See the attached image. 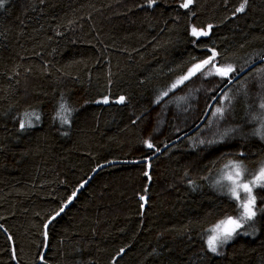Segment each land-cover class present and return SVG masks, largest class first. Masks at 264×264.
I'll use <instances>...</instances> for the list:
<instances>
[{
	"label": "trees",
	"instance_id": "obj_1",
	"mask_svg": "<svg viewBox=\"0 0 264 264\" xmlns=\"http://www.w3.org/2000/svg\"><path fill=\"white\" fill-rule=\"evenodd\" d=\"M181 2L5 0L0 225L8 235L0 228V264H38L50 216L98 166L112 161L126 163L99 171L49 226L42 264H264V211L219 255L206 244L209 229L241 213L236 200L212 188V178L229 161L249 170L264 162L257 129L264 112L253 113L264 63L228 88L223 120L212 116L218 99L194 134L150 165L128 163L151 158L202 121L219 91H211L218 76L198 72L155 101L210 56L208 49L239 73L264 58V0H248L241 13L235 9L243 0H194L187 9ZM208 25L207 36L191 35L192 26ZM120 96L124 103L116 102ZM105 97L107 104L96 103ZM62 103L71 110L68 124L57 118ZM32 112L39 121L31 117L34 126L21 130L20 121ZM225 128L236 131L222 143L207 142ZM148 139L155 149L145 146ZM253 192L256 208L264 209V188Z\"/></svg>",
	"mask_w": 264,
	"mask_h": 264
},
{
	"label": "snow or ice",
	"instance_id": "obj_2",
	"mask_svg": "<svg viewBox=\"0 0 264 264\" xmlns=\"http://www.w3.org/2000/svg\"><path fill=\"white\" fill-rule=\"evenodd\" d=\"M156 0H146L147 6L152 7L155 4ZM194 0H182L180 7L181 8H189L192 5ZM5 0H0V8L4 7ZM248 0H243V2L239 5L238 8L235 9L237 13H241L245 11ZM212 28V25H208L206 29H198L193 26L191 28V35L196 39L200 37L207 36ZM211 53L207 58L202 59L194 63L187 71L186 74L181 75L169 88L168 90L162 92L160 96L157 97L155 103L159 104L164 97L169 95V92L173 91L180 85L184 84L185 81L189 80L191 77L196 75L198 72L202 73L203 78H207L209 76H218L220 77V83L227 81L226 84H223V87H220V83L217 84L216 88L211 89V91H219L217 92V96H212L210 99L215 102L219 97L220 106L215 107L212 111L213 118L217 119V123L219 120H223L225 118V112L227 111V106L225 105V101L228 102V105L231 103V98L228 95V86L233 83L234 80L239 76V72H237L236 68L232 64H221L217 61L218 53L213 49H208ZM244 69L241 68L240 72H243ZM264 71V70H261ZM179 99L183 100L184 97H180ZM105 103L109 102L108 98L105 97L103 101H96V103ZM117 103H124L125 97L120 96L116 101ZM167 103V102H166ZM207 108H213V104H206ZM262 109H264V103L260 105ZM71 115V110L66 107L64 103L60 105V110L57 112V118L61 121L62 124H68L70 122L69 117ZM207 115V112L205 113ZM264 115V114H262ZM25 119L20 121L19 127L21 130L26 127H33V122L31 117H34L36 121H39L40 116L38 113H25ZM139 119V117H137ZM135 123V121H133ZM209 127H211V121L209 122ZM236 131L233 128H225L222 131L218 130L213 139H209L207 142L209 144L212 143H222L225 137H228L232 132ZM218 137V138H215ZM261 139H264V134H261ZM145 146L149 149H155V145L151 142L150 139L144 141ZM201 144H204V140H200ZM167 147V145H165ZM243 155V153H241ZM226 176L225 178L229 182L227 185L221 183V181H217V184L221 186V188H226V194L230 196L231 199L237 201V206L241 209V213L238 217L227 216L224 219L220 220L215 226L209 229L211 233L206 241L208 251L213 254L219 255L218 248L223 245L229 243V241L236 234L239 233V229L244 227V223L246 221H252L256 215L257 211H264V209L256 208V196L253 194L254 188L261 187L264 188V165H262L258 171V173L250 176L248 179H243L244 173L247 171L242 162L237 161H229L228 164L225 165ZM147 175V173H145ZM84 183H87L85 181ZM83 187V184L80 185ZM79 189L73 191L71 197L59 207L49 218V220L45 223V230L48 227V224L52 223L57 217L61 215L68 207V205L72 202V198L75 197L76 193ZM241 192L245 195L241 197ZM141 200L145 198L143 196L140 197ZM2 227V226H0ZM250 227H254V225H250ZM247 235V232L242 233ZM45 238H47V231L44 232ZM11 239V237H9ZM123 252V249H121ZM13 257L15 258V250H13ZM43 260V256L40 257Z\"/></svg>",
	"mask_w": 264,
	"mask_h": 264
},
{
	"label": "water",
	"instance_id": "obj_3",
	"mask_svg": "<svg viewBox=\"0 0 264 264\" xmlns=\"http://www.w3.org/2000/svg\"><path fill=\"white\" fill-rule=\"evenodd\" d=\"M193 27V26H192ZM262 63H264V58H262V59H260V60H258V61H255V62H253L251 65H249L247 68H245L244 69V71L243 72H240V74H239V76L236 78V80H234L233 81V83H235L236 81H238L239 79H241L243 76H245L248 72H250L252 69H254L255 67H257L258 65H260V64H262ZM232 83V84H233ZM231 84V85H232ZM231 85H229L228 86V88L231 86ZM215 96H217V94L215 95ZM218 99H219V97L217 98V100L215 101V102H213V101H211V103L210 104H213V107H214V105L216 104V102L218 101ZM212 109L213 108H208L207 109V115H204V117H203V119H202V121L195 127V128H193L191 131H189V132H187V133H185L183 136H181L180 138H178L177 140H175V141H173L172 143H169L168 145H167V147L165 146V147H163L160 151H158L154 156H152L151 158H149V159H146V160H142V161H135V162H128V163H146V164H148V165H150V163H151V161L153 160V159H155L156 157H158L160 154H162L166 149H168L170 146H173L174 144H176L177 142H179L180 140H182V139H184V138H186V137H188V136H190V135H192V134H194L205 122H206V120L208 119V117H209V115H210V113H211V111H212ZM120 163H126V162H124V161H112V162H107V163H104V164H101L100 166H98L92 173H91V175L85 180V181H87V183H81V184H83V187H78L77 189H79V191L76 193V195H75V197H73L72 198V202L68 205V207L74 202V200L77 198V196L81 193V191L86 187V186H88L89 185V183L92 181V179L95 177V175L99 172V171H101V170H103V169H105V168H107V167H109V166H111V165H116V164H120ZM67 207V208H68ZM67 208L65 209V211L67 210ZM64 211V212H65ZM63 212V213H64ZM63 213H61V215L63 214ZM60 215V216H61ZM59 216V217H60ZM59 217H57V218H59ZM56 218V219H57ZM55 219V220H56ZM54 220V221H55ZM53 222V221H52ZM52 223H50V224H48V227H47V229L45 230V231H47V238H45L46 239V244H45V248H44V251H43V253H42V256H43V260H41V258H40V260H39V262H38V264H42L43 262H44V256H45V253H46V250H47V248H48V229H49V226L51 225ZM1 226V225H0ZM5 233H6V231L3 229V227H0ZM7 235H8V233H6Z\"/></svg>",
	"mask_w": 264,
	"mask_h": 264
},
{
	"label": "rangeland",
	"instance_id": "obj_4",
	"mask_svg": "<svg viewBox=\"0 0 264 264\" xmlns=\"http://www.w3.org/2000/svg\"><path fill=\"white\" fill-rule=\"evenodd\" d=\"M264 83V82H263ZM263 86V89L259 92V93H257V94H254V98H255V101H256V103H255V105H254V109H253V113L255 114L256 112L257 113H259V112H264V109H262L261 107H260V105L262 104V103H264V85H262ZM255 127H256V125H255ZM257 128V127H256ZM262 134H264V120H263V122H262V124L261 125H259V127L257 128ZM246 130H249L248 128H246ZM262 164V163H261ZM261 164H259L258 166V168L257 169H255V170H249V166H247V165H243L244 166V168L247 170L245 173H244V177H243V179H248V178H250V176H252V175H254V174H256V173H258V171H259V169H260V167L262 166V165H264V162H263V164L261 165ZM226 170H223L222 172H221V174H219L217 177H214V178H212V180L210 181V183H211V186H212V188L213 189H217L221 194H224V195H227L226 194V192H227V189L226 188H221V186L220 185H218L217 184V181L219 180V181H221V183L222 184H224V185H227L229 182L227 181V179L225 178V176H226ZM257 188H261V187H257ZM256 188H254V190H255ZM253 190V191H254ZM253 194H254V192H253ZM245 194L243 193V192H241V197H243ZM229 196V195H228ZM261 213H263V212H261ZM260 213V214H261ZM254 220V219H253ZM251 221H248V223H250ZM242 229V228H241ZM241 229H239V233H240V230ZM235 236V235H234ZM233 236V237H234ZM218 250H219V248H218Z\"/></svg>",
	"mask_w": 264,
	"mask_h": 264
},
{
	"label": "bare ground",
	"instance_id": "obj_5",
	"mask_svg": "<svg viewBox=\"0 0 264 264\" xmlns=\"http://www.w3.org/2000/svg\"><path fill=\"white\" fill-rule=\"evenodd\" d=\"M202 126H203V125H202ZM202 126H201V127H202ZM201 127H200V128H201ZM192 128H194V127H192ZM200 128H199V129H200ZM199 129H198V130H199ZM190 131H191V130H190ZM184 139H185V138H184ZM139 164H140V163H139ZM138 203H139V202H138ZM251 232L253 233V231H251ZM104 240H105V238H104ZM103 243H104V241H103ZM104 244H105V243H104ZM106 244H107V243H106ZM108 244H109V243H108ZM146 246H147V245H146ZM110 248H111V247H110ZM111 250H112V249H111ZM111 250H110V251H111ZM112 251H113V250H112ZM112 251H111V252H112ZM116 252H117V251H116ZM134 252H135V251H134ZM135 253H136V252H135ZM113 254H114V253H113ZM113 254H112V255H113ZM112 255H111V256H112ZM131 256H134V255H131ZM122 258H124V257H122ZM116 260H117V258H116ZM125 260H126V258H125ZM175 260H176V259H175ZM176 262H177V261H176ZM127 263H128V262H127ZM101 264H102V263H101Z\"/></svg>",
	"mask_w": 264,
	"mask_h": 264
}]
</instances>
